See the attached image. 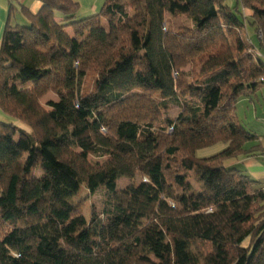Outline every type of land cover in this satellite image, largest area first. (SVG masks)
<instances>
[{"label":"trees","instance_id":"obj_1","mask_svg":"<svg viewBox=\"0 0 264 264\" xmlns=\"http://www.w3.org/2000/svg\"><path fill=\"white\" fill-rule=\"evenodd\" d=\"M80 9L43 0L37 14L23 9L27 25H12V9L7 21L0 264H264V189L225 166L261 138L236 109L264 84L262 52L244 34L254 29L264 50V0H105L79 19ZM170 18L191 25L175 31ZM48 93L59 99L50 111ZM83 187L105 194L89 220L73 201Z\"/></svg>","mask_w":264,"mask_h":264},{"label":"crops","instance_id":"obj_2","mask_svg":"<svg viewBox=\"0 0 264 264\" xmlns=\"http://www.w3.org/2000/svg\"><path fill=\"white\" fill-rule=\"evenodd\" d=\"M83 6L82 14L86 17L98 13L99 7L102 6L105 0H77ZM43 5V0H0V49L2 45L3 36L6 30L7 21L12 9L11 23L12 25H27L28 20L23 15V9L30 11L32 14H37ZM84 11V13H83ZM251 15V13H247ZM80 17V14H78ZM83 17V16H81ZM252 42V39H251ZM264 96V95H263ZM254 112L250 117H256V122L264 125V99L256 98L252 103ZM0 120H7V118L0 111ZM248 118L247 122H250ZM253 121V118H252ZM251 133L261 137L257 142H252L245 145L244 150L246 153L237 158L225 161L227 168H236L253 180L259 182L260 187L264 189V132L259 129H248ZM251 147V149H249ZM226 148V145L219 144L215 147L201 150V158L211 157ZM253 150V151H250Z\"/></svg>","mask_w":264,"mask_h":264},{"label":"rangeland","instance_id":"obj_3","mask_svg":"<svg viewBox=\"0 0 264 264\" xmlns=\"http://www.w3.org/2000/svg\"><path fill=\"white\" fill-rule=\"evenodd\" d=\"M105 2V1H104ZM104 4V3H103ZM102 4V6H103ZM102 6L99 7V10L102 8ZM83 10V6L81 5V9L79 11L80 14V18H84L87 15L90 14H82L81 11ZM84 13V11H83ZM86 15V16H84ZM83 16V17H81ZM191 25L190 21L184 19V18H179V19H173L170 18L168 19V27L178 31L180 30L182 27L184 26H189ZM247 33L249 34V38L252 39V43L253 45L256 47L257 50L262 52V57L264 60V50L260 47V40L258 38L257 33L255 32L254 29L252 28H248L247 31L244 32L245 37H247ZM258 55L260 53H257ZM264 84H260L256 90H245V92H243L238 100L237 103V109H236V115L237 118L239 120V122L241 123V125H243L247 130L248 129H259V131L264 132V125L261 123L256 122V117H250V115H253L254 109L253 107H251L252 103H254L256 101V98L258 99H264ZM59 99L58 97L53 94V93H48L43 99H42V105L47 109V110H51V108L49 107V104L51 102H58ZM169 114L167 115L168 117L172 118V119H177L181 113L180 108L178 107H171L170 111L168 112ZM248 118L250 120V122L248 121ZM253 118V121H252ZM255 142V141H252ZM252 142H250L249 144H251ZM257 142V141H256ZM249 144L247 145V148L249 147ZM251 149V147L249 148ZM253 151V150H250ZM199 157L201 158V153L199 154ZM90 160L92 162H103L104 159H97L95 157H90ZM41 172H37L35 175H40ZM142 178L139 176L134 180H130V179H126L123 178L121 180H119L118 182V190H126L128 189L130 186H138L141 183ZM190 182L191 184L198 189L200 186L196 183L195 180V175L191 174V178H190ZM74 202L78 203V202H85V207H84V214L86 216V218L89 220L91 217V208L94 206L97 208V210L102 211L105 207V194L102 190H98V192L94 195H92L85 187L81 188V190L79 191L78 195L73 199Z\"/></svg>","mask_w":264,"mask_h":264},{"label":"built area","instance_id":"obj_4","mask_svg":"<svg viewBox=\"0 0 264 264\" xmlns=\"http://www.w3.org/2000/svg\"><path fill=\"white\" fill-rule=\"evenodd\" d=\"M261 38V37H260ZM260 55V54H259ZM260 82H262V83H264V77H262L261 79H260ZM144 181H147V179H145Z\"/></svg>","mask_w":264,"mask_h":264}]
</instances>
